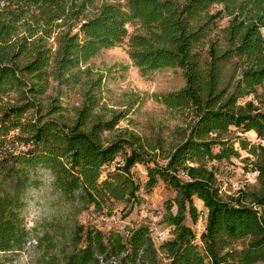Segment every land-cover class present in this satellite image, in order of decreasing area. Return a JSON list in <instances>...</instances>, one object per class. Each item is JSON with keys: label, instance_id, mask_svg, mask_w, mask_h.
<instances>
[{"label": "trees", "instance_id": "obj_1", "mask_svg": "<svg viewBox=\"0 0 264 264\" xmlns=\"http://www.w3.org/2000/svg\"><path fill=\"white\" fill-rule=\"evenodd\" d=\"M224 18L228 23L221 26ZM127 37L128 54L144 74L167 67L185 72V86L163 97L168 108L189 118L177 128L164 164L148 158V146L135 134L102 139L118 118L105 121L95 112L91 88H83L84 102L69 122L63 106L54 102L38 115L42 98L37 97L52 81L86 87L90 82L81 80L88 70L81 66ZM227 61L240 69L233 82L225 80ZM10 91L18 93V102L0 114V251L27 243L22 211L25 189L34 184L31 169L48 168L54 187L67 199L81 191L101 208L108 198L135 202L139 185L132 168L153 162L146 187L151 190L161 179L176 193L163 216L176 230L161 245L169 264L264 261V145L245 136L252 131L264 137V0H0V98ZM52 114L57 117L47 118ZM236 137L249 152L244 160L259 186L225 194L210 163L239 157ZM195 198L207 209L202 247L185 223L187 214L194 222L199 218ZM83 237L85 245L63 264H156L158 249L146 225L127 237L97 229ZM36 264L60 262L43 256Z\"/></svg>", "mask_w": 264, "mask_h": 264}, {"label": "rangeland", "instance_id": "obj_2", "mask_svg": "<svg viewBox=\"0 0 264 264\" xmlns=\"http://www.w3.org/2000/svg\"><path fill=\"white\" fill-rule=\"evenodd\" d=\"M101 1L95 0V4ZM106 1L125 3L127 0ZM227 23L226 18L219 21L221 26ZM133 31L134 27L130 26L129 32ZM128 41L129 37L114 47L103 48L97 56L81 66L82 70H88V74H83L81 80L90 82L86 87L73 81H52L48 92L42 97H37L42 98V110L38 115L46 114L54 102L63 106V116L69 122L74 118V109L84 102V89L91 88L96 101L95 112L105 121L118 118L111 130L103 131L102 139L111 141L120 137L130 138L135 134L148 146V158L155 156L157 162L164 164L166 160L162 158L163 155L167 154L177 141V128L184 126L185 120L189 118L182 111L168 108L163 97L185 86V72L180 67H167L144 74L128 54ZM235 61L225 62V80L228 82H233L239 76L240 69ZM261 91L259 88V92ZM17 98L18 93L15 91L1 97L0 114L8 105L17 103ZM250 98L253 96L240 99V103ZM34 112L31 110L25 115L26 122ZM56 117L53 114L47 116ZM245 136L252 143L264 145V137H258L255 132H248ZM234 140L240 152L239 157L221 162L214 160L210 163L225 194H235L240 188L255 189L259 186L257 173L252 171V165L244 160L249 152L241 148L237 137ZM158 144L164 148L162 152L151 149ZM153 166V162H146L136 164L132 168L131 174L139 185L138 199L135 202L108 198L101 208L87 202L81 191L73 200L67 199L54 187V177L48 168L39 166L31 169L30 183L34 184L25 189L22 211L24 223L30 232L29 237L27 243L19 250L0 251V264H36L43 256H56L60 264H63L68 254L80 250L85 245L83 236L89 229L102 230L106 234L120 232L127 237L130 231L141 225L150 228L154 245L158 249L156 264H169V257L161 249V245L173 238L176 230L163 222V216L167 212L168 201L172 200L176 193L161 179L151 190L146 187L148 170ZM113 172L115 170L105 175ZM11 185L13 187V184ZM195 204L201 212L198 220L194 222L187 214L185 223L197 234L196 242L202 247L200 237L206 228L207 209L198 198H195ZM173 210H176L175 206ZM241 245L242 242H239V246ZM255 264H264V261Z\"/></svg>", "mask_w": 264, "mask_h": 264}, {"label": "built area", "instance_id": "obj_3", "mask_svg": "<svg viewBox=\"0 0 264 264\" xmlns=\"http://www.w3.org/2000/svg\"><path fill=\"white\" fill-rule=\"evenodd\" d=\"M24 148H25V146H22V149H24ZM123 163H124V160H120V161L117 162V165L120 166V165H122Z\"/></svg>", "mask_w": 264, "mask_h": 264}]
</instances>
